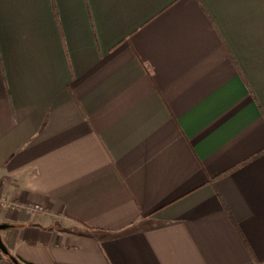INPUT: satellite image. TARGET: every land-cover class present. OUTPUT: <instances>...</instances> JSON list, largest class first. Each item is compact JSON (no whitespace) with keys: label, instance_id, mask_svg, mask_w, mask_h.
I'll return each instance as SVG.
<instances>
[{"label":"crops","instance_id":"0c3cea01","mask_svg":"<svg viewBox=\"0 0 264 264\" xmlns=\"http://www.w3.org/2000/svg\"><path fill=\"white\" fill-rule=\"evenodd\" d=\"M0 225L29 264H264V0H0Z\"/></svg>","mask_w":264,"mask_h":264},{"label":"trees","instance_id":"16d2710c","mask_svg":"<svg viewBox=\"0 0 264 264\" xmlns=\"http://www.w3.org/2000/svg\"><path fill=\"white\" fill-rule=\"evenodd\" d=\"M3 244L5 245L9 254H8V256H4L3 254H1V255L5 258V260L8 264H29V263H26V262L20 260L16 256L12 255L11 249H9V247L4 243V241H3ZM12 259L14 260V262L12 261Z\"/></svg>","mask_w":264,"mask_h":264},{"label":"built area","instance_id":"2783aa9c","mask_svg":"<svg viewBox=\"0 0 264 264\" xmlns=\"http://www.w3.org/2000/svg\"><path fill=\"white\" fill-rule=\"evenodd\" d=\"M8 208L13 209V210H20V209H24L27 212H36V211H41V209L39 207H21L18 206L16 204H12V203H7L5 204Z\"/></svg>","mask_w":264,"mask_h":264},{"label":"water","instance_id":"95a60500","mask_svg":"<svg viewBox=\"0 0 264 264\" xmlns=\"http://www.w3.org/2000/svg\"><path fill=\"white\" fill-rule=\"evenodd\" d=\"M9 226L7 225H0V232L8 229ZM0 252L1 254H3L4 256H8V250L6 249L5 245L3 244V241L1 239V236H0ZM12 261L14 262V260L12 259Z\"/></svg>","mask_w":264,"mask_h":264},{"label":"rangeland","instance_id":"374dc122","mask_svg":"<svg viewBox=\"0 0 264 264\" xmlns=\"http://www.w3.org/2000/svg\"><path fill=\"white\" fill-rule=\"evenodd\" d=\"M2 235V232H0V236Z\"/></svg>","mask_w":264,"mask_h":264}]
</instances>
